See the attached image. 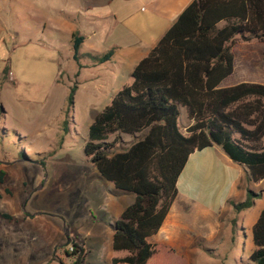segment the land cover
Returning <instances> with one entry per match:
<instances>
[{
    "label": "trees",
    "instance_id": "trees-1",
    "mask_svg": "<svg viewBox=\"0 0 264 264\" xmlns=\"http://www.w3.org/2000/svg\"><path fill=\"white\" fill-rule=\"evenodd\" d=\"M240 37L264 42V0H193L89 127L84 151L100 175L133 201L112 225V248L124 251L111 264H161L165 258L149 241L162 226L177 194L178 179L196 150L218 144L244 166L248 181L264 180V83L242 81L222 86L235 69L233 44ZM83 36L74 34L73 57L79 63ZM114 49L96 56L108 60ZM77 82L68 101L75 100ZM192 123L181 130V108ZM136 139L116 149L120 134ZM116 134L114 141H107ZM5 172L0 171L3 182ZM261 191L248 187L234 209L255 204ZM254 264H264V208L252 229ZM73 264H84L85 248L74 242Z\"/></svg>",
    "mask_w": 264,
    "mask_h": 264
},
{
    "label": "rangeland",
    "instance_id": "rangeland-1",
    "mask_svg": "<svg viewBox=\"0 0 264 264\" xmlns=\"http://www.w3.org/2000/svg\"><path fill=\"white\" fill-rule=\"evenodd\" d=\"M52 6L61 1L0 0V264H73L66 250L74 242L85 248L84 264H108L112 218L133 194L105 180L84 151L95 115L110 100L79 83L72 45L51 28ZM111 38L121 42L118 33ZM232 49L231 80L264 83V42L238 37ZM135 139L121 133L116 149ZM234 217L233 238L198 264H254L241 213ZM161 264L186 261L170 256Z\"/></svg>",
    "mask_w": 264,
    "mask_h": 264
},
{
    "label": "crops",
    "instance_id": "crops-1",
    "mask_svg": "<svg viewBox=\"0 0 264 264\" xmlns=\"http://www.w3.org/2000/svg\"><path fill=\"white\" fill-rule=\"evenodd\" d=\"M60 1L61 7H50L56 24V28H51L63 34L72 47L74 34L83 36L79 55L85 60L75 69L79 83L90 82L99 97L111 102L123 86L133 81L132 72L138 62L148 55L193 0H142L141 5L134 7L126 6L131 0ZM116 33L121 42L111 38ZM112 48L114 53L108 60L94 64L96 56ZM234 73L235 69L221 85L242 82L231 80ZM191 123L182 107L181 130H186ZM248 187H258L261 196L252 207L235 210L232 201H244ZM130 203L118 211L119 217ZM263 208L264 180L249 182L246 168L234 161L220 145L214 144L190 155L178 179V194L162 226L149 241L158 245L165 258L174 256L185 260L186 264H198L233 238L232 221L237 212L241 213L242 227L252 253L256 247L251 245L252 229ZM119 217L112 218L111 227ZM125 254L115 251L108 264L113 257Z\"/></svg>",
    "mask_w": 264,
    "mask_h": 264
}]
</instances>
